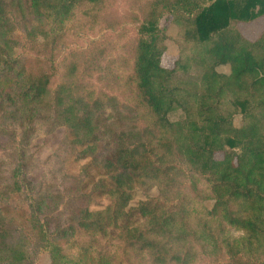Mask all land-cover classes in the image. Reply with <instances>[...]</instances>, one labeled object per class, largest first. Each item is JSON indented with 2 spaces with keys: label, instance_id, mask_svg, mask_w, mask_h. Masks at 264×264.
I'll use <instances>...</instances> for the list:
<instances>
[{
  "label": "trees",
  "instance_id": "1",
  "mask_svg": "<svg viewBox=\"0 0 264 264\" xmlns=\"http://www.w3.org/2000/svg\"><path fill=\"white\" fill-rule=\"evenodd\" d=\"M106 8L0 0V264H37L40 249L51 264H264V32L240 30L264 0H140L128 54L68 43L70 28L116 31ZM40 126L70 151L45 181Z\"/></svg>",
  "mask_w": 264,
  "mask_h": 264
},
{
  "label": "rangeland",
  "instance_id": "2",
  "mask_svg": "<svg viewBox=\"0 0 264 264\" xmlns=\"http://www.w3.org/2000/svg\"><path fill=\"white\" fill-rule=\"evenodd\" d=\"M213 0H202L203 5H209ZM140 12V0H107V8L103 11L101 18H104V27L113 26L116 27V31L105 32L106 28L98 26L96 28L88 27L87 30H77L70 28L68 32V43H77L78 38L81 37L83 40L101 39V45L98 47L100 49H106L111 56H117L121 53L128 54L132 43L134 41V31L138 29V22L135 19L136 14ZM162 27L166 29L168 39L166 40V52L162 58V66L167 69H172L175 66L176 61L179 59L180 51L178 47V33L177 27L172 25V17H165L162 21ZM240 30L248 39L256 41L262 32H264V18L258 19L251 23H243L240 25ZM221 73H229V67L219 68ZM183 118V113L179 112L171 116V120L176 121ZM241 116L236 117L235 126H241ZM51 142V143H50ZM46 142V135L44 127H39V132L34 140L36 145L34 152V174L45 181L53 173L55 176L59 175V169L61 168V162L66 163L64 158L70 159L69 150L67 152L63 151V155L60 150H58L57 145L53 144L52 141ZM0 158H3V154L0 151ZM62 159V160H61ZM60 162V163H59ZM82 164L73 165L69 162L67 173L72 174L75 170L80 171V166ZM41 176V178H40ZM47 181V180H46ZM144 197L141 193L136 194L132 205L138 204ZM108 205L106 200H102L98 205L94 206V209H102ZM212 203H208L207 206L212 208ZM26 206V207H25ZM22 207L25 211V220L28 217V206L25 203ZM234 236L241 237L242 233L235 232ZM35 261L37 264H51V258L47 251L44 249L36 250Z\"/></svg>",
  "mask_w": 264,
  "mask_h": 264
}]
</instances>
